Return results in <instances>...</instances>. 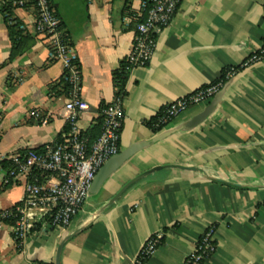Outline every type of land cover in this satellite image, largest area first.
<instances>
[{
  "label": "crops",
  "instance_id": "1",
  "mask_svg": "<svg viewBox=\"0 0 264 264\" xmlns=\"http://www.w3.org/2000/svg\"><path fill=\"white\" fill-rule=\"evenodd\" d=\"M50 1L81 71L76 126L92 131L131 47L125 0H80L77 15ZM32 15L13 11L25 29L14 42L0 14V155L53 144L66 130L61 65L33 31ZM263 44L264 0H182L147 66L125 82L119 151H138L89 193L65 231H39L18 245L11 226L1 225L0 264H55L59 246V264H132L155 233L162 244L144 264H182L212 226L216 251L207 264H264V61L227 80L212 106V99L192 106L155 132L148 126L166 104L239 67ZM4 166L0 212L24 198V179L5 185Z\"/></svg>",
  "mask_w": 264,
  "mask_h": 264
},
{
  "label": "built area",
  "instance_id": "2",
  "mask_svg": "<svg viewBox=\"0 0 264 264\" xmlns=\"http://www.w3.org/2000/svg\"><path fill=\"white\" fill-rule=\"evenodd\" d=\"M182 0H125L122 26L132 33L131 47L120 60L118 68L129 74L137 67L147 66L155 50L157 34L169 25ZM29 10L32 12V28L41 36L54 61L61 65V80L67 85L66 130L53 144L41 150H25L0 155V167H5L4 184L24 179V198L10 209L0 212V226L10 225L18 245L39 231H65L76 217L89 196L91 182L96 172L112 156L119 152V137L123 122V99L112 81V100L100 115V130L90 141L80 131L76 122L84 109L80 99L81 71L68 32L56 14L50 0H0V9ZM25 29L22 30L24 32ZM264 61V44L252 53L239 67L224 69L229 80L249 66ZM221 75L193 93L177 98L159 111L156 127L163 126L192 106L208 102L223 87ZM40 123L46 118L32 112ZM162 233L151 235L142 245L132 264H144L159 247ZM213 230L203 232L191 254L182 264H207L216 251Z\"/></svg>",
  "mask_w": 264,
  "mask_h": 264
},
{
  "label": "trees",
  "instance_id": "3",
  "mask_svg": "<svg viewBox=\"0 0 264 264\" xmlns=\"http://www.w3.org/2000/svg\"><path fill=\"white\" fill-rule=\"evenodd\" d=\"M0 14L3 18V22L5 23V26L9 32V35L11 37L12 41H16L18 40V38L21 36V34H23L22 30L19 29V23H16V21L12 18V11L9 10L8 8H4V9H0ZM12 58V55L11 57ZM224 70H222L221 72V80L223 82V84L227 81V79L224 78ZM113 79L112 81L116 83V87H118L119 89V93L121 94V99L125 98L126 95V91H125V82L127 80V78L129 77V74L126 73L123 68H118L117 70H115V72H113ZM59 92H61V94L66 96V91H67V85L65 83L62 82V80L60 79L59 81ZM159 114H157L154 118H152L149 123L148 126L150 127V129L152 131H158L160 130L163 126H158L156 127V122H157V118H158ZM98 123L94 126V129L91 131H86L84 134L89 137L90 141L94 140L97 138V136L99 135V130H100V121L99 119H97ZM67 128V127H66ZM43 148V147H42ZM42 148L36 149V150H41ZM6 167V165L4 166ZM215 227L212 226V230H214ZM163 241V239H162ZM161 241V244H162ZM213 245L216 247L215 241L213 242Z\"/></svg>",
  "mask_w": 264,
  "mask_h": 264
},
{
  "label": "water",
  "instance_id": "4",
  "mask_svg": "<svg viewBox=\"0 0 264 264\" xmlns=\"http://www.w3.org/2000/svg\"><path fill=\"white\" fill-rule=\"evenodd\" d=\"M222 89V88H221ZM221 90L214 95L212 98L209 107L215 103L217 97L219 96ZM140 146L133 145L130 146L122 151H119L116 155L109 158L102 167L96 172L89 189V193H95L102 183L117 169H119L124 162H126L133 154H135ZM160 167H155L153 170H158ZM61 251V246L58 247L56 257H55V264H59V254Z\"/></svg>",
  "mask_w": 264,
  "mask_h": 264
},
{
  "label": "rangeland",
  "instance_id": "5",
  "mask_svg": "<svg viewBox=\"0 0 264 264\" xmlns=\"http://www.w3.org/2000/svg\"><path fill=\"white\" fill-rule=\"evenodd\" d=\"M78 1L80 0H53V3L58 12L66 10L68 15H77Z\"/></svg>",
  "mask_w": 264,
  "mask_h": 264
},
{
  "label": "bare ground",
  "instance_id": "6",
  "mask_svg": "<svg viewBox=\"0 0 264 264\" xmlns=\"http://www.w3.org/2000/svg\"><path fill=\"white\" fill-rule=\"evenodd\" d=\"M183 96H185V95H183Z\"/></svg>",
  "mask_w": 264,
  "mask_h": 264
}]
</instances>
